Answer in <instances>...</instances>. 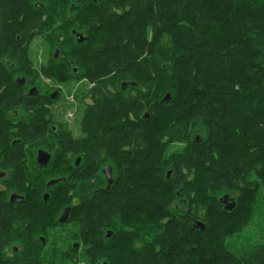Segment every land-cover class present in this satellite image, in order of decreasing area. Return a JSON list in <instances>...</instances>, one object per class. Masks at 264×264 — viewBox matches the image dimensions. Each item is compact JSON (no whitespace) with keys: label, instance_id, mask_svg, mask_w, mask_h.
<instances>
[{"label":"trees","instance_id":"16d2710c","mask_svg":"<svg viewBox=\"0 0 264 264\" xmlns=\"http://www.w3.org/2000/svg\"><path fill=\"white\" fill-rule=\"evenodd\" d=\"M44 1L0 0V57L27 61L24 44L66 18L53 29L66 38L50 41L93 84L79 96L87 136L70 142L41 95L14 80L3 82L0 125H16L9 137L45 140L28 143L31 153H52L56 171L39 172V202L56 205L55 226L72 223L77 241L50 257L40 241L21 242L30 252L11 257L5 246L17 243L0 240V264H66L84 244L86 264H264V235L227 247L264 206V0ZM64 207L71 212L61 224Z\"/></svg>","mask_w":264,"mask_h":264},{"label":"flooded vegetation","instance_id":"af4514ba","mask_svg":"<svg viewBox=\"0 0 264 264\" xmlns=\"http://www.w3.org/2000/svg\"><path fill=\"white\" fill-rule=\"evenodd\" d=\"M45 4L46 2L44 0H38L35 6L39 5L44 7ZM4 29L6 28L4 27ZM4 29L2 28L1 30L5 31ZM72 32L76 40H78L79 34L85 36L82 31H75L73 29ZM29 46L30 44H24L23 47L28 49ZM53 55L54 59L48 57L42 65V67L44 66L43 70L48 72L45 73L46 75L52 74L55 76L51 77L53 82L49 85H45L41 82V77H44L43 73H41L43 70L41 69V65H36L32 59L29 58L27 61H24L22 59H9L4 56L0 57V94L6 92L7 86L3 82L14 80L24 88L22 92L29 95H32L30 92L35 88L36 93L34 95L39 93L41 95L42 104L50 109L49 105H55L54 102L60 97L61 90L63 89V86H61V88L55 87L56 84L54 81H78L87 79L81 75L83 72L81 66L71 61L70 58L68 60L59 59V51H55V49ZM21 80L22 83L20 82ZM52 86L55 89L49 91V93L45 92ZM2 127L6 126L0 125V240L19 241L23 243L40 241L43 244L47 243L50 230L55 227L56 205L54 203L43 205L39 202L40 192L38 190L39 181L37 177L40 171L48 172L50 169H54L52 163L53 155L48 151L51 154L50 161L47 164H40L38 161V151L42 148L36 149V153H31V148L23 147L22 143L25 141L22 138L9 137L6 129L3 131ZM78 159L79 162L77 164ZM81 161L82 158L76 156L74 164L78 166ZM62 167L65 169L70 168V164ZM105 167L102 168V172ZM51 173L53 174L54 172L51 171ZM54 180V178L47 180L45 182L46 186L50 187V185H48L49 182ZM46 194L48 195L47 200L44 198ZM12 196H17V198L23 197V199L12 200ZM42 198L45 202L50 200L51 192L49 189L44 190ZM66 208L67 207H64L62 209L61 214L57 218L58 221ZM16 246L17 245L12 248L13 253L28 254L30 252L28 244Z\"/></svg>","mask_w":264,"mask_h":264},{"label":"rangeland","instance_id":"374dc122","mask_svg":"<svg viewBox=\"0 0 264 264\" xmlns=\"http://www.w3.org/2000/svg\"><path fill=\"white\" fill-rule=\"evenodd\" d=\"M63 14L64 12L62 13V15ZM65 19L66 18L64 17L54 18L52 20L51 25L44 26L40 30L41 32L37 34L35 37H33L31 42H29L30 46L28 47V49L26 50L24 49L20 51V53H29L28 54L29 58L32 59L36 65H39V66L41 65V69L43 70L44 66L42 67V65L45 63L48 57H51V55L54 52L55 47L57 46L56 42H54L53 45H51V41H50L51 34L55 35L53 29H55L57 32L58 27H61V25L67 22L65 21ZM55 37L56 38L59 37L61 39L66 38L61 33L55 35ZM70 47L71 46L66 47V49L69 50ZM15 53L18 55V52L15 51ZM41 73H43V76H44V77H41V82L43 84L49 85L50 83L53 82V80H51V77H52L51 74L50 75L45 74V73H48L47 71L43 70L41 71ZM54 83L56 84L55 87L61 88V86H63V89L61 90L62 92L60 91L61 92L60 97L54 102L55 105L54 106L49 105L50 106L49 108L53 112V114L51 113L52 114L51 118H53L52 121H56L55 124H58L61 128L66 129L70 133V137H71L70 142L76 145L78 142H80V140H82L81 139L82 136L83 137L87 136L86 133L84 132V125H81V119H82V114H83L82 112H83L84 105L81 104L79 100V96L86 89L92 88L93 84L89 82L88 79H82L78 81L60 80L58 82L54 81ZM53 89L55 88L52 86L49 88V90H46L45 92L49 93V91H52ZM79 89L82 90L80 94L78 92ZM84 99H85V105L87 106L89 104H93L95 101L92 94L86 96ZM5 126L6 127H2V129L3 131L6 129L8 133H10L9 129L14 127L11 125H5ZM12 137L15 138V136H12ZM48 139H49L48 142L51 141L53 143H57L56 141H58L56 140L57 138L55 140H53L52 138H47V140ZM24 141L26 144L23 145V147L29 148V149L31 148V150H33L32 149L33 147L31 145L29 146L28 143H31L34 145L36 142H42L45 140L41 141L38 138H26L24 139ZM181 145L182 144L180 143H177V144L173 143L170 149L175 150L177 148H180ZM53 149L55 150V147ZM60 169H62V166H60ZM49 171H52L54 173L56 172L55 169H50ZM91 181H94L93 177L91 178ZM260 209H261V212L254 215L252 222L250 221L252 224L243 231V235L232 236V237L227 238V240L232 243V244L229 243L227 247L238 250V248H240L241 246L247 245L251 241L259 240L261 235L262 236L264 235V206H262V208L259 207V211ZM55 220H56V215H55ZM113 223H116V222L114 221ZM117 224L121 225L120 223H116V225ZM71 225L72 223H67L63 226H55L54 229H51L50 234H49V239L47 240V243H44L45 245L41 252L48 254V257H50V255H53V251H55V247L63 248L65 245L66 246H69V244L73 245L74 242L77 240L73 239L72 235H70L69 233V229L71 228ZM106 238L109 239L107 237V234H106ZM64 240H67L68 242L64 243ZM15 242L17 243L15 245H22V243L19 241H13V243ZM12 247H13L12 245L5 246L4 251L7 256L12 257L14 255V253L12 252ZM87 247L88 246H86L85 244L81 245V247L79 248L80 250L77 253V255L71 260H69L66 264H86V261L84 260V258L81 257V255L83 254V252L85 251V248ZM45 264H54V263L45 262Z\"/></svg>","mask_w":264,"mask_h":264},{"label":"water","instance_id":"95a60500","mask_svg":"<svg viewBox=\"0 0 264 264\" xmlns=\"http://www.w3.org/2000/svg\"><path fill=\"white\" fill-rule=\"evenodd\" d=\"M85 39H86L85 36H83L82 34H79V36H78V41L79 42H83ZM20 82L22 83V80ZM123 87L126 88L127 85L124 84ZM30 93L32 95H34L36 93V89L33 88ZM53 97H55V96H53ZM170 99H171V95L168 94V95H166V97H165L164 100L165 101H169ZM145 117L146 118H149L150 116L148 114H146ZM195 140L196 141H201L199 139V136H197ZM50 159H51V154L48 151H45L43 149H41V150L38 151V161H39L40 164H47L50 161ZM78 162H79V159L77 160V164H78ZM103 172L106 175V179H107V187H106V190H110L112 184L115 181L114 178H113V169H112V166H110V165L106 166L104 168ZM171 174H172L171 171H168L167 177L170 178ZM57 181L58 180L50 181L48 185L51 186V185L57 183ZM102 191H103V189H100V190H97L96 193H99V192H102ZM44 198H45V200H47L48 195L46 194ZM18 199L19 200H22L23 197L17 198V196H12V200H18ZM221 201L224 202V203H227V204H231V203H229V198H227V197H223L221 199ZM70 212H71V208L70 207H67L64 210L62 216L59 219L60 223L63 224V223H66L68 221ZM193 226L195 228L199 229V230H204L205 227H206L205 224L202 221H200V220L195 221L193 223ZM112 234H113L112 231H108L107 237L110 238L112 236ZM75 247H79V244L76 243L75 244ZM102 264H107V262H104Z\"/></svg>","mask_w":264,"mask_h":264},{"label":"bare ground","instance_id":"6f19581e","mask_svg":"<svg viewBox=\"0 0 264 264\" xmlns=\"http://www.w3.org/2000/svg\"><path fill=\"white\" fill-rule=\"evenodd\" d=\"M113 169V168H112Z\"/></svg>","mask_w":264,"mask_h":264}]
</instances>
